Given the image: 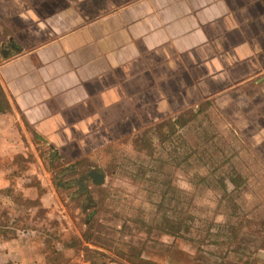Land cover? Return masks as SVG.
<instances>
[{
  "label": "crops",
  "instance_id": "0c3cea01",
  "mask_svg": "<svg viewBox=\"0 0 264 264\" xmlns=\"http://www.w3.org/2000/svg\"><path fill=\"white\" fill-rule=\"evenodd\" d=\"M0 24V151L45 146L80 186L101 185L80 161L138 124L218 101L264 108V0H0ZM44 172L41 189L20 186L48 210L60 185ZM20 246L0 241V264H46Z\"/></svg>",
  "mask_w": 264,
  "mask_h": 264
},
{
  "label": "rangeland",
  "instance_id": "374dc122",
  "mask_svg": "<svg viewBox=\"0 0 264 264\" xmlns=\"http://www.w3.org/2000/svg\"><path fill=\"white\" fill-rule=\"evenodd\" d=\"M2 31L0 24V44ZM232 102L138 124L82 159L79 176L91 167L105 173L98 187L62 174L64 164L45 146L13 157L0 151V167L13 168L0 190V229L7 230L0 241L19 238L26 260L46 264H90L86 246L102 251L106 264H264L263 101ZM43 168L60 185L48 210L37 190L20 186L41 189ZM73 240L81 247H68Z\"/></svg>",
  "mask_w": 264,
  "mask_h": 264
},
{
  "label": "trees",
  "instance_id": "16d2710c",
  "mask_svg": "<svg viewBox=\"0 0 264 264\" xmlns=\"http://www.w3.org/2000/svg\"><path fill=\"white\" fill-rule=\"evenodd\" d=\"M7 109H9V104H8V101H7L6 96L4 94V91L0 85V113L5 112ZM192 111H195V114H198L200 112L199 109L198 110H192ZM181 121H182L181 125L184 126L190 120H181ZM90 219H91L90 217L87 219L88 223H89ZM1 227H4V226L1 225ZM0 233L2 234V236L6 237L7 230L0 229ZM14 235H15V233L13 234V237H15ZM82 239L85 242H89V238L85 234L82 235ZM78 245H80V247H81V244L78 241L73 240L72 243L68 245V247H74V246H78ZM83 249L86 251L85 255H86V258L90 260V264H106V261H104L103 259L105 257L107 258V256L102 251L95 249V248L91 249L88 246L83 247ZM58 258L59 257H55L54 260H57Z\"/></svg>",
  "mask_w": 264,
  "mask_h": 264
},
{
  "label": "water",
  "instance_id": "95a60500",
  "mask_svg": "<svg viewBox=\"0 0 264 264\" xmlns=\"http://www.w3.org/2000/svg\"><path fill=\"white\" fill-rule=\"evenodd\" d=\"M105 177H106V176H105V173L103 172V170L100 169V168H96V169L91 170V171L87 174L86 179H87V178H92V180H93V182H94L95 184H103L104 181H105ZM81 185H82L83 187H85V182H82ZM83 187H82V188H83Z\"/></svg>",
  "mask_w": 264,
  "mask_h": 264
}]
</instances>
